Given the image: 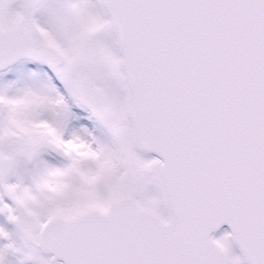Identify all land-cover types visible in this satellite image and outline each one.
<instances>
[{
	"label": "snow or ice",
	"instance_id": "snow-or-ice-1",
	"mask_svg": "<svg viewBox=\"0 0 264 264\" xmlns=\"http://www.w3.org/2000/svg\"><path fill=\"white\" fill-rule=\"evenodd\" d=\"M0 264H264V0H0Z\"/></svg>",
	"mask_w": 264,
	"mask_h": 264
}]
</instances>
